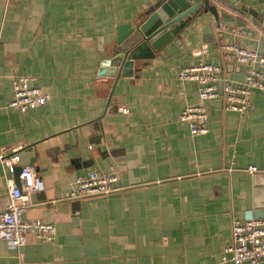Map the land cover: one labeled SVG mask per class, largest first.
<instances>
[{"label":"crops","instance_id":"0c3cea01","mask_svg":"<svg viewBox=\"0 0 264 264\" xmlns=\"http://www.w3.org/2000/svg\"><path fill=\"white\" fill-rule=\"evenodd\" d=\"M164 1L0 0V153L44 183L22 218L55 227L52 240L27 234L19 248L0 240V264H219L233 220H251L256 173L246 168L264 172V91L253 89L244 114L206 102L207 132L193 135L180 115L197 102V86L178 76L204 62L244 82L248 67L221 46L264 54V0H211L237 22L220 19V30L201 14L154 56L134 60L131 76L99 75L116 26ZM17 74L50 101L10 107ZM110 166L120 189L68 198L78 175ZM10 183L0 162V211Z\"/></svg>","mask_w":264,"mask_h":264},{"label":"built area","instance_id":"2783aa9c","mask_svg":"<svg viewBox=\"0 0 264 264\" xmlns=\"http://www.w3.org/2000/svg\"><path fill=\"white\" fill-rule=\"evenodd\" d=\"M224 27L222 21H219L218 29ZM221 48L238 64L248 67L245 81H232L219 64L199 62L179 72V79L191 80L197 86V102L186 106L180 115V120L188 123L193 135L207 132L209 115L206 102L219 99L224 110L244 114L250 108L253 89L264 91V54L235 44H223ZM33 80V77L22 74L13 76V95L8 104L10 107L26 112L50 101V93L31 85ZM18 160L17 155L6 156L0 153V162L11 172ZM246 170L252 174L261 171L255 166H249ZM20 178L23 187L10 183L9 195L0 211V240L6 241L13 248L23 246L27 234L42 240H52L55 235L54 225L22 218L23 212L32 204L28 194L43 191L44 183L30 166L22 167ZM116 181L114 166H110L106 172L89 170L75 178L68 198L109 194L121 188L115 184ZM219 264H264V220H233L231 243L222 252Z\"/></svg>","mask_w":264,"mask_h":264},{"label":"water","instance_id":"95a60500","mask_svg":"<svg viewBox=\"0 0 264 264\" xmlns=\"http://www.w3.org/2000/svg\"><path fill=\"white\" fill-rule=\"evenodd\" d=\"M229 2L235 3L234 0ZM206 13L213 15L217 24L220 19L226 24L237 22L229 13L219 11L218 6L212 4L211 0H165L148 12L146 17L116 26L113 54L111 57H104L99 75L116 79L119 76H131L134 60L154 56L155 52L169 43L187 23ZM107 67H110V70L105 72ZM21 171L22 166L13 167L14 183L19 187ZM254 186L256 202L248 219L264 220V172L255 174Z\"/></svg>","mask_w":264,"mask_h":264}]
</instances>
